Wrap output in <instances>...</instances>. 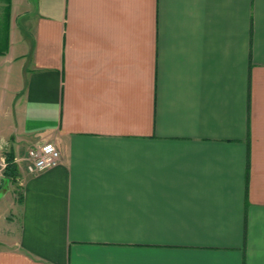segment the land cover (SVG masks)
<instances>
[{"label":"crops","instance_id":"obj_1","mask_svg":"<svg viewBox=\"0 0 264 264\" xmlns=\"http://www.w3.org/2000/svg\"><path fill=\"white\" fill-rule=\"evenodd\" d=\"M0 149V264H264V0H0Z\"/></svg>","mask_w":264,"mask_h":264},{"label":"built area","instance_id":"obj_2","mask_svg":"<svg viewBox=\"0 0 264 264\" xmlns=\"http://www.w3.org/2000/svg\"><path fill=\"white\" fill-rule=\"evenodd\" d=\"M25 170L30 175L39 174L45 170L56 167L60 163V154L53 143H44L27 151L26 155L20 159ZM15 164L17 162H14ZM6 168L5 158H0V190L4 179Z\"/></svg>","mask_w":264,"mask_h":264},{"label":"rangeland","instance_id":"obj_3","mask_svg":"<svg viewBox=\"0 0 264 264\" xmlns=\"http://www.w3.org/2000/svg\"><path fill=\"white\" fill-rule=\"evenodd\" d=\"M2 157H4V151L0 149V158ZM7 189L4 187L2 191H6ZM8 199H6L4 206H0V246L10 245L12 240L10 232L13 233L14 224L12 225L13 221L7 212H10L13 207L9 205L11 198Z\"/></svg>","mask_w":264,"mask_h":264},{"label":"trees","instance_id":"obj_4","mask_svg":"<svg viewBox=\"0 0 264 264\" xmlns=\"http://www.w3.org/2000/svg\"><path fill=\"white\" fill-rule=\"evenodd\" d=\"M5 161L6 168L4 171V177L10 180H14L17 175L16 164L14 163V159L10 155H8L5 156Z\"/></svg>","mask_w":264,"mask_h":264}]
</instances>
